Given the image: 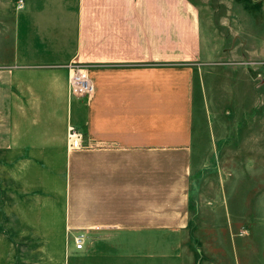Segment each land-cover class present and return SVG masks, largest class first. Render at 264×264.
<instances>
[{"label": "crops", "instance_id": "1", "mask_svg": "<svg viewBox=\"0 0 264 264\" xmlns=\"http://www.w3.org/2000/svg\"><path fill=\"white\" fill-rule=\"evenodd\" d=\"M199 1L0 0V162L36 202L58 194L63 233L87 234L62 264H177L161 243L178 235L162 229L190 225L192 163L213 160L226 135L197 140L195 120L210 104L219 130L238 91L232 74L218 86L223 48L210 53ZM70 64L90 95L70 92ZM69 125L83 148L66 149Z\"/></svg>", "mask_w": 264, "mask_h": 264}, {"label": "rangeland", "instance_id": "2", "mask_svg": "<svg viewBox=\"0 0 264 264\" xmlns=\"http://www.w3.org/2000/svg\"><path fill=\"white\" fill-rule=\"evenodd\" d=\"M16 3V8L22 6ZM198 6L210 53L218 43L223 48L216 54L225 62L214 72L218 86L223 90V80L232 74L238 96L235 91L226 99L229 104L222 105L231 112L218 120V131L210 104L196 118L193 138L226 134L219 143L228 146L217 143L213 160L192 163L187 202L191 223L162 229L176 233L178 240L161 244L177 249V264H264V0H200ZM5 166L9 164L1 161L0 264H62V247L69 250L77 231L86 240L87 234L79 229L63 233L58 194L42 193L36 202L31 193L19 192L22 188ZM33 217L48 218L50 224L42 231L25 225ZM62 233L65 240L58 242Z\"/></svg>", "mask_w": 264, "mask_h": 264}, {"label": "built area", "instance_id": "3", "mask_svg": "<svg viewBox=\"0 0 264 264\" xmlns=\"http://www.w3.org/2000/svg\"><path fill=\"white\" fill-rule=\"evenodd\" d=\"M19 6L21 0H19ZM68 88L76 95L88 96L92 93V84L84 72L83 66L79 64L68 65ZM86 140L82 133L69 125L65 134V146L67 150H78L85 146ZM73 247L81 250L83 246V236L78 233L72 237Z\"/></svg>", "mask_w": 264, "mask_h": 264}]
</instances>
